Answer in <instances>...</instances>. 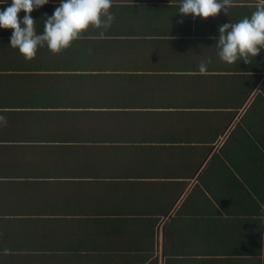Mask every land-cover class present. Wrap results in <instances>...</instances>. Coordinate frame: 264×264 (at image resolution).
<instances>
[{"label": "crops", "instance_id": "1", "mask_svg": "<svg viewBox=\"0 0 264 264\" xmlns=\"http://www.w3.org/2000/svg\"><path fill=\"white\" fill-rule=\"evenodd\" d=\"M256 3H115L104 39L30 61L0 29V264H264V51L215 45Z\"/></svg>", "mask_w": 264, "mask_h": 264}, {"label": "clouds", "instance_id": "2", "mask_svg": "<svg viewBox=\"0 0 264 264\" xmlns=\"http://www.w3.org/2000/svg\"><path fill=\"white\" fill-rule=\"evenodd\" d=\"M0 0V29H11L9 45L27 61L46 47L51 53L59 54L72 46L90 28L97 30L93 39H104L115 16L110 11L113 0H59L51 16L45 14L44 30L36 31V21L30 15L49 3V0ZM181 16L193 19L216 17L221 11L227 16L230 0H177ZM23 11L21 18L18 13ZM23 25V27L21 26ZM169 40V35H168ZM219 59L228 65L243 61L248 64L264 51V0H257L255 11L239 21L224 23L218 28L215 38ZM199 74H207V62L199 65ZM4 117L0 116V121ZM11 254L10 249L3 250Z\"/></svg>", "mask_w": 264, "mask_h": 264}, {"label": "rangeland", "instance_id": "3", "mask_svg": "<svg viewBox=\"0 0 264 264\" xmlns=\"http://www.w3.org/2000/svg\"><path fill=\"white\" fill-rule=\"evenodd\" d=\"M130 1H134V2H140V3H142V1H144V2H150V1H152V0H113V4H117V3H128V2H130ZM157 1H160V0H157Z\"/></svg>", "mask_w": 264, "mask_h": 264}, {"label": "trees", "instance_id": "4", "mask_svg": "<svg viewBox=\"0 0 264 264\" xmlns=\"http://www.w3.org/2000/svg\"><path fill=\"white\" fill-rule=\"evenodd\" d=\"M121 6H123V7H126V6H128V4H122ZM132 6V5H131ZM115 7V5L113 4V6H112V8L110 9V11L113 13V8ZM136 7H138L137 5H136Z\"/></svg>", "mask_w": 264, "mask_h": 264}]
</instances>
